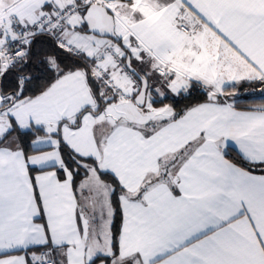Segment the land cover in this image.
I'll use <instances>...</instances> for the list:
<instances>
[{"label":"snow or ice","instance_id":"snow-or-ice-1","mask_svg":"<svg viewBox=\"0 0 264 264\" xmlns=\"http://www.w3.org/2000/svg\"><path fill=\"white\" fill-rule=\"evenodd\" d=\"M0 264H264V0H0Z\"/></svg>","mask_w":264,"mask_h":264}]
</instances>
